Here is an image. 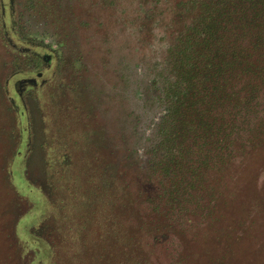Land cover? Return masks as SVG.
I'll list each match as a JSON object with an SVG mask.
<instances>
[{
    "label": "rangeland",
    "instance_id": "1",
    "mask_svg": "<svg viewBox=\"0 0 264 264\" xmlns=\"http://www.w3.org/2000/svg\"><path fill=\"white\" fill-rule=\"evenodd\" d=\"M148 40L139 0H0V264H264V146L210 175L212 219L128 246L167 45Z\"/></svg>",
    "mask_w": 264,
    "mask_h": 264
},
{
    "label": "trees",
    "instance_id": "2",
    "mask_svg": "<svg viewBox=\"0 0 264 264\" xmlns=\"http://www.w3.org/2000/svg\"><path fill=\"white\" fill-rule=\"evenodd\" d=\"M139 2L140 31L167 45L149 71L148 101L160 114L142 142L141 174L128 184L140 214L127 239L139 246L160 233L173 246L178 228L212 219L210 175L264 146V0ZM125 165L131 176L137 171Z\"/></svg>",
    "mask_w": 264,
    "mask_h": 264
},
{
    "label": "flooded vegetation",
    "instance_id": "3",
    "mask_svg": "<svg viewBox=\"0 0 264 264\" xmlns=\"http://www.w3.org/2000/svg\"><path fill=\"white\" fill-rule=\"evenodd\" d=\"M48 58H49V55H43V56H41V59H42L44 62H46ZM45 64L47 65V63H45Z\"/></svg>",
    "mask_w": 264,
    "mask_h": 264
}]
</instances>
